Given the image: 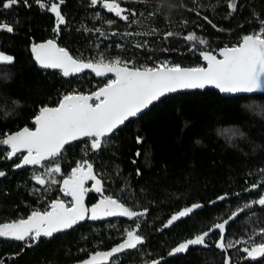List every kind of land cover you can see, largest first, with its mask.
<instances>
[{"label":"trees","instance_id":"16d2710c","mask_svg":"<svg viewBox=\"0 0 264 264\" xmlns=\"http://www.w3.org/2000/svg\"><path fill=\"white\" fill-rule=\"evenodd\" d=\"M29 3L30 8L21 4L11 10L0 9V20L12 23L15 29L13 33L0 32V50L15 58L14 64L0 63V138L21 127L31 128L40 107L56 106L64 94H87L112 78L90 72L64 77L56 70L39 69L30 52L33 43L53 39L74 57L85 59L103 53L108 58L134 60L136 66L167 61L194 67L202 64L199 51L215 52L236 45L264 20V0H238L236 12L227 8V0H125L122 7L136 10L134 19L140 24L131 23V17L130 22H124L101 4L92 6L90 0H65L61 12L67 23L57 35L54 14L33 0ZM149 12L157 15L149 16ZM106 20L115 23L109 27ZM96 28L106 35L101 36ZM152 29L157 31L150 35H124L151 33ZM168 31L179 35L165 39ZM192 33L208 40L206 49L201 45L192 49L194 42L184 39ZM138 43L144 47L137 48ZM226 129L231 131L225 134ZM138 136L142 143H137ZM87 143L81 140L66 146L62 171L66 173L86 159L103 178L104 194L133 210H148L134 223L140 224L144 243L115 257V264H222L226 254L213 246L192 248L176 256L169 252L179 242L258 199L264 190V184L248 190L264 180V94L227 97L204 89L168 95L125 122L102 150L94 152L86 148ZM7 152L0 148V171L6 173L0 177V224L25 218L36 209L43 211L59 195L54 185L46 190V186L36 184L31 167L14 170L19 159H5ZM220 196L226 199L218 200ZM193 203L203 207L191 217L164 227L171 214ZM263 225V208L245 209L229 222L226 239L246 238L252 227ZM125 229H131L126 220L86 221L52 238H41L7 264H71L120 242ZM238 248L227 253L233 264L241 257ZM21 250L20 243L0 239V259ZM253 264H264V260Z\"/></svg>","mask_w":264,"mask_h":264},{"label":"snow or ice","instance_id":"6c2138e0","mask_svg":"<svg viewBox=\"0 0 264 264\" xmlns=\"http://www.w3.org/2000/svg\"><path fill=\"white\" fill-rule=\"evenodd\" d=\"M137 2H145V0H137ZM33 3L42 10L54 14L56 23L53 30L59 35L61 25L67 23L61 12L65 0H33ZM123 3L125 0H90L92 6L101 4L109 13H113L124 22H130L131 17L133 18L131 23L140 24V20L134 19L137 16L136 10L122 7ZM21 4L26 8L32 6L29 0H0V9L11 10ZM226 6L231 12H236L238 0H227ZM199 14L197 12V15ZM139 15L142 16L143 13ZM153 15L157 13L149 12V16ZM204 19L209 24L212 23L207 16ZM105 23L111 27L115 21L106 20ZM14 31L12 23L0 20V32ZM95 31L101 36L106 35L100 28H96ZM156 31L152 29L151 33L128 32L124 35H150ZM116 34L112 33V35ZM178 35L179 33L168 31L164 34V38ZM184 39L194 42L193 50L197 45L204 46L205 49L208 45L206 38L198 37L195 33L188 34ZM135 46L144 47L139 43ZM117 47L122 46L117 45ZM31 51L42 68L59 69L64 77L91 70L97 77H105L111 73L114 78L108 79L102 86L87 94L83 92L64 94L56 106L40 107L38 114L33 117L34 128L25 126L14 133H5L3 138H0V145H5L9 149L5 159L11 160L17 157L20 161L14 165L15 168L34 166L42 169V171L34 170L32 179L35 183L41 187L47 186L46 190H50L52 185L61 184L60 191L64 196L71 198L69 201L55 199L43 211L36 209L27 218L0 224V238L25 242L28 247L38 243L41 238H52L56 233L72 229L86 219L95 221L122 216L136 221L147 214V209L136 211L119 199L104 195L103 178L95 172L94 164L86 159L78 161L70 174L65 175L61 160L68 150L66 146L70 147L73 142L86 140L88 142L86 148L90 147L94 152L100 151L126 121L137 117L166 95L180 90L214 86L219 92L227 94L264 92V20L259 21L256 31L244 35L236 45L225 46L215 54L208 50L199 51L205 64L194 67H183L167 61L152 66L147 64L136 66L134 60L122 59L120 56L108 58L103 53L95 59L74 57L68 49L60 47L53 39L38 44L33 43ZM14 62L15 58L12 55L0 50V63L11 65ZM230 131L224 130L225 134ZM232 134L235 135L234 132ZM136 140L137 143H142L141 137L138 136ZM136 155L139 156L140 153L137 152ZM5 175L4 171H0V177ZM57 175L63 179L58 180ZM89 181L93 183L90 187H86ZM261 184H264V180L252 184L248 190L260 188ZM39 190L34 189L36 192ZM92 191L100 193L101 197L97 203L88 207L85 198ZM224 199L225 196L218 197V200ZM256 205L264 207V194L256 200L245 203L233 211L227 219L215 223L208 231L181 242L170 250L169 255L185 253L191 246L208 247L207 238L218 230L219 239L216 247L226 254L224 264H233L227 253L230 249L241 245H247L238 248L246 254L244 259L255 261L264 257V227L254 231L247 239L231 240L226 239L225 236L229 222L235 220L245 209ZM202 207L203 205L199 203L184 207L173 214L164 227H170L174 222L190 217ZM139 229L140 224L137 222L134 228L125 229V238L120 244L108 251L91 254L80 264H115L113 258L118 254L137 249L144 243ZM256 236H260L261 239L257 241ZM0 264H3V261H0ZM152 264H159V261H153Z\"/></svg>","mask_w":264,"mask_h":264},{"label":"flooded vegetation","instance_id":"af4514ba","mask_svg":"<svg viewBox=\"0 0 264 264\" xmlns=\"http://www.w3.org/2000/svg\"><path fill=\"white\" fill-rule=\"evenodd\" d=\"M33 127V126H32ZM31 127V128H32ZM7 150V149H6ZM8 151V150H7ZM76 166V165H75ZM74 166V167H75ZM31 167V166H30ZM62 167V166H61ZM73 167H71L70 169H69V171L68 172H66V173H64L65 175H68V174H70V172H71V169H72ZM58 180H62L63 179V177H61V176H59V175H57V177H56ZM92 181H89L88 182V184L86 185V187H90L91 185H92ZM53 186V185H52ZM54 186H56L57 187V190H58V194L59 195H57V198H55V199H63V200H65V201H69L71 198L70 197H66V196H64L63 195V193L60 191V188H61V184H56V185H54ZM47 187V186H46ZM51 188V187H50ZM262 194H264V190L263 191H260V193H259V197L262 195ZM104 195H106V194H104ZM100 197H101V194L100 193H97V192H95V191H92V192H89L88 194H87V196H86V198H85V204L88 206V207H91V205H93V204H95V203H97L98 201H99V199H100ZM55 199H52L51 201H53V200H55ZM51 201L49 202V204L51 203ZM256 207H257V209H260V208H263L264 209V207H262V206H259V205H256ZM180 211V210H179ZM197 211V210H196ZM178 211H176L175 213H177ZM175 213H173V214H175ZM196 213V212H195ZM194 213V214H195ZM173 214H171V216L173 215ZM193 215V214H192ZM191 215V216H192ZM170 216V217H171ZM190 216V217H191ZM189 218V217H188ZM182 219H186V218H182ZM181 219V220H182ZM115 220H126V219H121V218H113V219H108V220H95V221H93V220H89V219H86L84 222H86V221H90V222H93V223H99V222H105V223H108V222H110V221H115ZM169 220V219H168ZM128 223H130L131 224V229L133 228V227H135V221L134 220H131V221H128V220H126ZM217 222L216 223H219V222H222V220L221 219H219V220H216ZM84 222H82V223H84ZM178 222V221H177ZM176 222H174V224H175ZM79 224H81V223H79ZM79 224H77V225H79ZM215 224V223H214ZM213 223L208 227V228H205V229H203L202 231H199V232H197L196 234H199V233H202V232H204V231H208L209 230V228L210 227H212L213 225H214ZM76 225V226H77ZM75 227V226H74ZM261 227H264V225L263 226H260V227H252V230H251V232L249 233V235L250 234H252L254 231H257L259 228H261ZM139 233H140V229H139ZM141 234V233H140ZM196 234H193V235H191V237L190 238H192L194 235H196ZM248 235V236H249ZM226 236V235H225ZM124 237H125V235H124ZM123 237V238H124ZM190 238H186L185 240H183V241H186V240H188V239H190ZM218 239H219V232H218V230L217 231H215V232H212L210 235H209V237L207 238V244H208V247H203V246H191L189 249H192V248H200V249H207V248H209V247H211V246H213V247H216V242L218 241ZM244 239H247V237L246 238H244ZM261 239V237L260 236H256V240L257 241H259ZM123 240V239H122ZM7 241H10V240H7ZM183 241H181V242H183ZM14 242V241H13ZM181 242H179L177 245H179ZM29 243H31L30 241H29ZM21 244V243H20ZM22 245V244H21ZM176 245V246H177ZM176 246H174V247H176ZM243 246H247V245H241V246H238V247H243ZM139 247V246H138ZM174 247H172L171 249H173ZM217 248V247H216ZM234 250H236L237 248H233ZM219 252H221V250L219 249ZM240 253H241V257H240V259H239V261H238V263L236 262V263H234V264H243V263H248V262H250L251 264H253V263H258V262H261L262 260H264V257H260V258H258L257 260H255V261H253V260H249V259H244V257H245V253H243L242 251H239ZM93 253V252H92ZM181 254H184V253H179V254H175V256L176 255H181ZM174 256V255H173ZM87 257V256H86ZM115 258V257H114ZM113 258V259H114ZM84 259V258H83ZM7 264V263H6ZM222 264H224V262L222 263Z\"/></svg>","mask_w":264,"mask_h":264},{"label":"water","instance_id":"95a60500","mask_svg":"<svg viewBox=\"0 0 264 264\" xmlns=\"http://www.w3.org/2000/svg\"><path fill=\"white\" fill-rule=\"evenodd\" d=\"M47 40H50V39H46V40H44V41H41V42H37V44L38 43H42V42H45V41H47ZM223 48V47H222ZM219 49H221V48H219ZM219 49H217L215 52H213L214 54L219 50ZM30 52H31V56H32V58H33V61L35 62V64L37 65V67L39 68V69H42V70H56V71H59L60 73H61V71L59 70V69H45V68H42L39 64H38V62L35 60V58H34V54L32 53V51H31V48H30ZM201 58V57H200ZM201 65H204L205 64V61H203L202 60V58H201ZM183 67H189V66H183ZM84 72H90V73H92L94 76H96L95 75V73H93L91 70H85ZM62 74V73H61ZM81 74V73H80ZM75 75H79V74H75ZM63 76V75H62ZM72 76H74V75H72ZM108 76H111L112 78H114L113 77V75L111 74V73H109L108 74ZM97 77V76H96ZM204 89H212V90H214V91H216L217 93H219L220 95H222V96H237V95H247V94H227V93H221V92H219V90L218 89H216L214 86H207L206 88H204ZM204 89H193V90H180V91H177L176 93H182V92H191V91H194V90H198V91H201V90H204ZM176 93H171V94H168V95H172V94H176ZM251 94H264V92H255V93H251ZM168 95H166V96H168ZM154 103H156V102H154ZM153 103V104H154ZM54 107V106H53ZM150 108V107H149ZM148 108V109H149ZM148 109H146V110H144L142 113H144V112H146ZM141 113V114H142ZM38 114V113H37ZM141 114H139L137 117H139ZM137 117H135V118H137ZM131 119H134V118H130L129 120H131ZM127 122V121H126ZM31 125L33 126L32 128H34V124H33V119L31 120ZM123 126V125H122ZM121 126V127H122ZM120 127V128H121ZM22 128H24V127H21V128H19L18 130H16V131H19V130H21ZM16 131H14V132H16ZM14 132H11V133H14ZM10 134V133H9ZM1 138H3V137H1ZM0 148H5V149H7L8 151H9V149H8V147L7 146H5V145H0ZM26 154V153H25ZM20 162V161H19ZM27 167H30V166H25L24 168H27ZM24 168H20V169H24ZM14 170H19V169H17V168H15L14 167ZM62 187V186H61ZM136 211H143V210H136ZM30 215V214H29ZM28 215V216H29ZM25 218H27V217H25ZM113 218H121V219H126V220H128V221H131L132 219H129V218H127V217H122V216H113V217H106V218H103V219H100V220H108V219H113ZM85 221V220H84ZM84 221H82V222H84ZM12 222V221H11ZM82 222H80V223H82ZM6 223H8V222H6ZM1 224H3V223H1ZM134 228V227H133ZM125 238V237H124ZM124 238H123V240H124ZM0 239H2V240H10V241H14V242H17V243H21L22 244V250H21V252L19 253V254H17V255H14V256H4L2 259H0V261H3V264H6L8 261H9V259L10 258H17L19 255H21L25 250H27V248H28V246H27V244L25 243V242H20V241H15V240H11V239H7V238H0ZM123 240H121L120 242H118V243H116V244H114L113 246H111L110 248H108L107 250H100V251H108V250H110L111 248H113V247H115L116 245H118V244H120ZM134 250V249H133ZM127 251H131V250H127ZM95 252H97V251H95ZM95 252H93V253H90L87 257H85L84 259H87V258H89V256L91 255V254H94ZM124 253V252H123ZM120 254H122V253H120ZM120 254H118V255H120ZM84 259H82V260H84ZM82 260H80V261H77V262H74V263H71V264H80V262L82 261Z\"/></svg>","mask_w":264,"mask_h":264},{"label":"rangeland","instance_id":"374dc122","mask_svg":"<svg viewBox=\"0 0 264 264\" xmlns=\"http://www.w3.org/2000/svg\"><path fill=\"white\" fill-rule=\"evenodd\" d=\"M31 168H32V169H31L32 173L34 172V170H35V171H42V169L34 168V166H31Z\"/></svg>","mask_w":264,"mask_h":264},{"label":"bare ground","instance_id":"6f19581e","mask_svg":"<svg viewBox=\"0 0 264 264\" xmlns=\"http://www.w3.org/2000/svg\"><path fill=\"white\" fill-rule=\"evenodd\" d=\"M121 256V255H120Z\"/></svg>","mask_w":264,"mask_h":264}]
</instances>
